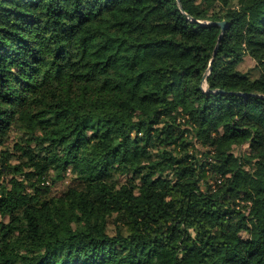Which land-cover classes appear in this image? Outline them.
<instances>
[{"label": "trees", "instance_id": "obj_1", "mask_svg": "<svg viewBox=\"0 0 264 264\" xmlns=\"http://www.w3.org/2000/svg\"><path fill=\"white\" fill-rule=\"evenodd\" d=\"M0 264H264V0H0Z\"/></svg>", "mask_w": 264, "mask_h": 264}, {"label": "rangeland", "instance_id": "obj_2", "mask_svg": "<svg viewBox=\"0 0 264 264\" xmlns=\"http://www.w3.org/2000/svg\"><path fill=\"white\" fill-rule=\"evenodd\" d=\"M254 64V60L250 57V56H244L243 58V61L240 63L239 65V69H241L242 71H247L249 69H251V67L253 66ZM101 83L103 84V86H106L107 83L111 84L112 86H114L115 88V97L113 99V104L114 105H118L120 107H127V104L126 102L124 101L123 97H122V91H121V84L115 80H112L110 78V74H108V76L106 78H101ZM19 140V133L15 130L11 131V133L9 134L8 138L6 139L5 143H4V148H8L10 151H11V154H12V158H11V162H15L17 160V158H19V154H18V151H16L14 148H13V144L15 143V141ZM213 148H219L221 150H224V151H233L235 153H238V152H243L245 149H246V146H235V145H229V144H226V143H220V144H217V145H211V146H208L206 147L205 150H211V152H213ZM203 149V150H204ZM204 152V151H203ZM208 154H202V158L204 156H206ZM67 175H65V177L63 179H59L55 182H51V180L48 178V181L46 182V186L49 190V192L51 193V195H54V196H60L63 194V192L66 191V189L71 185V182H72V178H71V174H68L66 173ZM11 175L10 174H3L2 175V178L4 179V182L6 184H8V186L10 184H12L9 179H10ZM123 180V177H121V181ZM213 183V181H211ZM238 201V200H237ZM238 206V205H237ZM71 217L70 216H66V217H63L62 218V223H61V226L63 229H61L62 231V234H65V230H64V226H65V223L66 221H70ZM69 219V220H68ZM109 225H108V230L110 232H115L116 231V228H115V221H113L111 219H109Z\"/></svg>", "mask_w": 264, "mask_h": 264}, {"label": "water", "instance_id": "obj_3", "mask_svg": "<svg viewBox=\"0 0 264 264\" xmlns=\"http://www.w3.org/2000/svg\"><path fill=\"white\" fill-rule=\"evenodd\" d=\"M177 1H178V0H177ZM216 23L219 24V25L221 26V29H222V30H225V28H226V22H225L224 20L217 21ZM206 75H207V73H205L203 77L205 78Z\"/></svg>", "mask_w": 264, "mask_h": 264}]
</instances>
